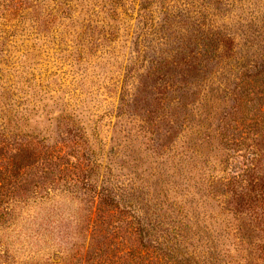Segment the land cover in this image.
I'll return each instance as SVG.
<instances>
[{
    "label": "rangeland",
    "instance_id": "obj_1",
    "mask_svg": "<svg viewBox=\"0 0 264 264\" xmlns=\"http://www.w3.org/2000/svg\"><path fill=\"white\" fill-rule=\"evenodd\" d=\"M193 22L204 35L223 36L210 45L221 63L175 82L179 69L191 70L171 51L172 33L194 39ZM263 53L264 0H0V138L26 142L3 148L0 168L22 144L58 156L49 157L48 171L42 158L22 168L16 189L29 197L13 203L15 217L0 226V262L66 256L74 264L89 242H129L117 213L99 230L92 226L103 186L133 204L151 241L179 246L200 264L247 262L250 243L226 207L228 195L209 187L251 165V140L230 141L245 116L233 97L241 64ZM226 54L241 59L231 63ZM258 101L245 107L249 114ZM234 105L228 139L220 119ZM68 159L90 173L64 168ZM83 177L94 190L79 192L82 201L72 191L86 185L77 181Z\"/></svg>",
    "mask_w": 264,
    "mask_h": 264
},
{
    "label": "trees",
    "instance_id": "obj_2",
    "mask_svg": "<svg viewBox=\"0 0 264 264\" xmlns=\"http://www.w3.org/2000/svg\"><path fill=\"white\" fill-rule=\"evenodd\" d=\"M185 19H187V17ZM191 26H193L191 31L202 32L200 25L197 26L196 22H193ZM200 32L194 34V39L192 34H181L177 36L174 32L172 33L178 41L175 46H171V51L175 53V58H178L180 64L188 66L189 70H191V72H189L179 69V73L175 76V82H186L188 79L197 80L198 76H206L209 70H212L213 67L221 63V60H217L218 55L216 54V49L214 50L210 45L214 40L219 41L218 37L223 36L217 31L205 35L203 32ZM225 42L227 43L228 49L233 51L232 45L234 42ZM187 51L190 53L187 54ZM199 53L200 56H197ZM234 53H237V51ZM224 56L227 59L232 58L233 60H231V63L234 62L236 64H238L241 59L233 54H226ZM165 61L172 62L170 59H166ZM165 65L173 66V64ZM173 68L175 70V66H173ZM240 71V82L236 85V89L240 87V91L233 97V100L238 101L239 105H237L239 106V110L244 105L243 111L245 116H243L244 120H241V126H244V129L239 131L237 138L230 136L228 133L230 127H227V124H229L227 119L231 113H238V108H236L235 105L224 118L220 119V122H224V137L228 139L232 137L230 141L233 143H238L239 139L242 143H246L247 139L249 141L251 140L253 143L251 145L255 147L252 149L253 156L251 158L249 157L251 165L242 169L233 177L220 180L221 183L219 185L217 183L211 184L209 191L212 194H216V196L219 193L224 196L228 195L226 207L233 211L241 221V237L244 242L250 243L248 248L250 254L247 262L244 264H264V53L261 56V60L254 59L250 64H241ZM224 77H226V74ZM187 95L188 93L182 95L183 99H185ZM254 99L259 100L257 104H253V106L256 107V111L254 110L253 112L251 108V114H249L250 109L245 107L249 105L250 100ZM184 106H186V103H184ZM19 143L26 142L17 140L10 142L6 141L4 138H0V154L3 148H11L13 145H18ZM53 156V150H45L43 153L42 151L40 153L36 151L32 145L22 144L18 148V151L10 157L12 159L7 162L6 166L3 167L2 165L0 168V226L6 225L8 222L10 225V220L15 217L14 211L16 208L12 207L13 203H19L21 201L23 203L27 200L26 198L29 197L22 195L20 189H16L17 184L24 174L21 171L22 168H29L28 165L33 166L36 162L39 163V161H41L39 158H42L43 164L39 167L44 171H48L49 169L46 167L45 163L50 165L49 157L52 158ZM56 157L58 156L55 155L54 159H56ZM59 157L63 158V156ZM23 160L29 163L25 164ZM77 165L78 164L68 159L67 166H64V168L73 170L74 173L79 172V174L83 176L90 173L87 168H77ZM25 171L26 174L29 172V170ZM77 181L85 183V177L81 180L77 178ZM89 183L90 185H88V183H85L86 185L84 186L77 185V189L72 191L74 192L73 195L82 201L85 200V197L82 196L83 194L79 192L83 190H94V185H91L93 182L90 181ZM98 195L100 200L99 205L96 207V217L93 220L92 226L96 231L99 230L100 224L111 221L113 218L112 213H117V217L128 223V236L126 237H128L129 242H122L120 245L115 244L113 247L106 245V243L105 247L100 248H97L95 243L93 245V242H89L84 261L81 260L82 262L79 261L74 264H200L193 255H186L185 250L179 246L172 248L170 246H165L163 241H151L148 229L145 224L142 223V217L137 215V211L133 208L131 202L127 200H122L123 203L119 200L116 201L113 193L104 186L98 190ZM149 223L151 224V221ZM96 234L97 233H94L93 238H95ZM133 238L135 239L133 240ZM74 248L76 249L74 255L80 256L79 245L75 244L72 251ZM3 251L6 261H8L9 252L7 249ZM58 261L59 262H57V260L52 262L48 261L46 264H73L71 257L63 256ZM0 264H2V262H0ZM26 264L31 263L27 262ZM210 264L217 263L212 260ZM237 264L242 263L237 262Z\"/></svg>",
    "mask_w": 264,
    "mask_h": 264
}]
</instances>
